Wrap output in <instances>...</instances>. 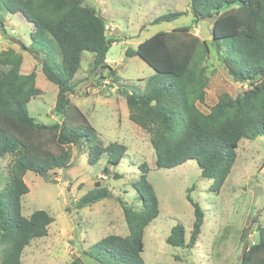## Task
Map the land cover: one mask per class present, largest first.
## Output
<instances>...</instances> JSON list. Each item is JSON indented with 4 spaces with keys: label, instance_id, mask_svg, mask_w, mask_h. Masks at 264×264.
<instances>
[{
    "label": "trees",
    "instance_id": "16d2710c",
    "mask_svg": "<svg viewBox=\"0 0 264 264\" xmlns=\"http://www.w3.org/2000/svg\"><path fill=\"white\" fill-rule=\"evenodd\" d=\"M2 9L33 26L29 47L20 43L21 48L40 60L44 77L57 87L53 112L59 121L36 122L27 110V104L42 94L35 83L36 72L24 70L21 54L0 52V159L9 157L6 182L0 189V264H21L23 250L33 240L46 237L54 221L42 210L22 216L21 199L29 191L24 175L31 172L54 184L51 173L65 170L72 147L84 145L89 148V165L106 157L102 171L107 175L108 167L120 163L127 147L101 142L90 146L95 131L70 101L72 95L80 94L72 80L81 67L83 52L93 54L90 73L99 72V79L114 75L106 55L117 39L108 36L98 10L83 0H0ZM185 15H191L196 24L203 17L215 16L209 42L183 27L155 33L136 48L128 47L125 55L143 61L154 75L146 80L142 92H119L124 94L128 119L149 136L154 170L194 160L200 176L212 180L211 190L218 193L235 163L241 140L264 137V0H189L187 11L160 15L152 23ZM49 38L57 46L61 70L45 57ZM34 45L39 46L37 51ZM212 60L246 88L234 95L220 94L203 112L199 106L205 102L209 75L214 72ZM96 82L98 85L99 80ZM137 170L132 185L137 195L134 204L125 203L98 182L74 203L76 209H82L114 200L123 213L125 236L108 235L87 248L85 255L95 264H143L144 229L157 217L158 208L147 181L151 170L146 163ZM113 178L120 176L114 172ZM187 199L194 208L188 238L179 225L165 240L181 250L194 248L204 222L198 204L189 195ZM257 233V241L243 249L237 264H264V227H257Z\"/></svg>",
    "mask_w": 264,
    "mask_h": 264
},
{
    "label": "rangeland",
    "instance_id": "374dc122",
    "mask_svg": "<svg viewBox=\"0 0 264 264\" xmlns=\"http://www.w3.org/2000/svg\"><path fill=\"white\" fill-rule=\"evenodd\" d=\"M83 2L98 10L105 19L108 36L117 39L106 55L114 75L99 79V72L90 73L93 54L83 52L81 67L72 80L77 83L80 94L72 95L70 101L95 131L90 146L96 142L119 143L126 146L127 151L117 166L108 167L107 175L102 171L107 166L105 156L93 166L88 164V145L72 147L69 166L51 173L54 184L45 183L31 172L24 175L29 191L21 199L22 216L29 217L42 210L54 221L46 237L33 240L23 250L21 264H95L85 255L87 248L108 235L125 236L127 227L123 213L114 200L82 209H76L74 203L98 182L114 196H121L125 203L134 204L137 195L132 185L141 163H146L151 170L147 181L154 190L158 208L157 217L144 229L143 264H237L243 249L257 241V227H264V137L241 140L231 172L216 193L211 190L212 180L200 176L194 160L171 169L154 170L149 136L128 119L124 94L119 92H142L146 80L154 75L143 61L125 55L128 47L136 48L155 33L183 27L209 42V25L194 23L191 15L152 23L160 15L187 11L189 0ZM0 20V52L13 50L21 54L24 70L36 72L35 83L42 91L27 104L29 115L41 124L58 122L59 117L53 112L57 87L44 77L40 60L21 48L20 43L29 47L33 26L5 9L0 11ZM49 43L44 49L45 57L50 65L61 70L57 46L50 38ZM37 49L39 46L34 45L33 50ZM212 64L214 72L209 75L205 102L199 106L203 112L216 103L220 94L234 95L246 88L234 82L214 60ZM8 164L9 157L0 159V189L6 182ZM114 172L119 174V179L113 178ZM187 195L202 210L204 222L194 248L181 250L166 244L165 240L171 229L179 225L184 228L186 237L189 236L194 208Z\"/></svg>",
    "mask_w": 264,
    "mask_h": 264
},
{
    "label": "water",
    "instance_id": "95a60500",
    "mask_svg": "<svg viewBox=\"0 0 264 264\" xmlns=\"http://www.w3.org/2000/svg\"><path fill=\"white\" fill-rule=\"evenodd\" d=\"M199 22H206L209 25L210 33L213 35L215 16L203 17L199 20Z\"/></svg>",
    "mask_w": 264,
    "mask_h": 264
}]
</instances>
